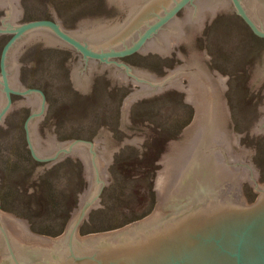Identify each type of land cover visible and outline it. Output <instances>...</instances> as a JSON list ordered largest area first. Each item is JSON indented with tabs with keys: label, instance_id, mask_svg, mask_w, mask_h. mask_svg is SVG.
<instances>
[{
	"label": "water",
	"instance_id": "water-1",
	"mask_svg": "<svg viewBox=\"0 0 264 264\" xmlns=\"http://www.w3.org/2000/svg\"><path fill=\"white\" fill-rule=\"evenodd\" d=\"M120 1L126 20L87 22L76 32L57 17L22 24L21 0H0L5 15L0 39L14 34L1 55L0 124L12 107L11 94L24 95V109L35 108L27 122L32 157L54 166L75 154L84 161L92 187L80 192V209L58 237L37 238L32 223L0 206V264H264V184L256 150L236 152L246 133L236 135V127L228 129V121H222L233 117L228 101L219 104L230 78L219 71L210 75L200 56L185 58V53L180 57L186 64L162 81L121 59L135 53L171 57V34L188 45L213 17L231 9L264 38V0ZM34 40L77 51L73 73L80 94L91 91V74L112 66V77L126 74L129 84L141 81L143 90L127 98L124 132L125 123L131 125V105L177 90L189 94L186 103H195L197 127H189V141L177 147L172 141L177 155L165 156L156 180L159 205L148 218L118 231L81 236L89 213L105 208L102 190L111 185L119 147L108 149L107 139L62 142L56 134L41 136L49 101L40 90L24 87L20 71V54ZM262 80L264 71L252 83ZM252 134H264V116Z\"/></svg>",
	"mask_w": 264,
	"mask_h": 264
},
{
	"label": "rangeland",
	"instance_id": "rangeland-1",
	"mask_svg": "<svg viewBox=\"0 0 264 264\" xmlns=\"http://www.w3.org/2000/svg\"><path fill=\"white\" fill-rule=\"evenodd\" d=\"M23 22L58 21L67 29L81 32L85 23L126 20L120 0H21ZM57 17V19H56ZM5 19L0 7V21ZM14 35V34H13ZM13 35L0 39L1 55ZM171 34V57L135 53L122 59L132 69L170 79L172 71L186 64L185 58L200 56L210 75L219 71L230 78L228 101L233 117L228 129L246 133L236 152L255 154V166L264 184V134H252L264 116V80L252 83L264 71V38L253 33L235 9L213 17L199 38L182 43ZM182 44V49L181 48ZM77 51L34 40V46L20 54L23 85L47 95L49 106L42 128L44 139L62 142L107 139L108 149L117 148V162H111V185L103 188L104 209L85 219L81 236L118 231L151 216L157 209L156 180L163 173L166 154L177 155L176 147L189 141V127H197L195 103L189 94L177 90L131 105V125L124 121L127 98L143 90L141 81L128 83L126 74L112 77L114 67L91 74L92 89L80 94L75 89ZM12 107L5 124H0V206L33 224L36 237L62 235L80 209V192L91 190L83 160L75 154L51 166L31 154L27 122L35 108L24 109V95L11 94ZM32 219V220H31Z\"/></svg>",
	"mask_w": 264,
	"mask_h": 264
},
{
	"label": "flooded vegetation",
	"instance_id": "flooded-vegetation-1",
	"mask_svg": "<svg viewBox=\"0 0 264 264\" xmlns=\"http://www.w3.org/2000/svg\"><path fill=\"white\" fill-rule=\"evenodd\" d=\"M125 58V57H124ZM121 59H123V58H121ZM116 60H119V59H116Z\"/></svg>",
	"mask_w": 264,
	"mask_h": 264
},
{
	"label": "bare ground",
	"instance_id": "bare-ground-1",
	"mask_svg": "<svg viewBox=\"0 0 264 264\" xmlns=\"http://www.w3.org/2000/svg\"><path fill=\"white\" fill-rule=\"evenodd\" d=\"M172 50V49H171ZM136 94V93H135ZM92 189V188H91Z\"/></svg>",
	"mask_w": 264,
	"mask_h": 264
},
{
	"label": "trees",
	"instance_id": "trees-1",
	"mask_svg": "<svg viewBox=\"0 0 264 264\" xmlns=\"http://www.w3.org/2000/svg\"><path fill=\"white\" fill-rule=\"evenodd\" d=\"M32 220V219H31Z\"/></svg>",
	"mask_w": 264,
	"mask_h": 264
}]
</instances>
